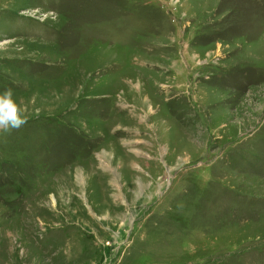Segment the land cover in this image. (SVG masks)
Segmentation results:
<instances>
[{
    "label": "rangeland",
    "instance_id": "rangeland-1",
    "mask_svg": "<svg viewBox=\"0 0 264 264\" xmlns=\"http://www.w3.org/2000/svg\"><path fill=\"white\" fill-rule=\"evenodd\" d=\"M7 89L0 264H264V0H0Z\"/></svg>",
    "mask_w": 264,
    "mask_h": 264
},
{
    "label": "clouds",
    "instance_id": "clouds-1",
    "mask_svg": "<svg viewBox=\"0 0 264 264\" xmlns=\"http://www.w3.org/2000/svg\"><path fill=\"white\" fill-rule=\"evenodd\" d=\"M27 117L15 102L11 89L0 93V132L10 133L18 130L27 123Z\"/></svg>",
    "mask_w": 264,
    "mask_h": 264
},
{
    "label": "trees",
    "instance_id": "trees-1",
    "mask_svg": "<svg viewBox=\"0 0 264 264\" xmlns=\"http://www.w3.org/2000/svg\"><path fill=\"white\" fill-rule=\"evenodd\" d=\"M86 147V146H85Z\"/></svg>",
    "mask_w": 264,
    "mask_h": 264
}]
</instances>
